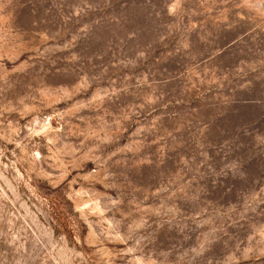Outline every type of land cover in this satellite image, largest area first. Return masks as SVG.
Returning <instances> with one entry per match:
<instances>
[{
	"label": "rangeland",
	"instance_id": "374dc122",
	"mask_svg": "<svg viewBox=\"0 0 264 264\" xmlns=\"http://www.w3.org/2000/svg\"><path fill=\"white\" fill-rule=\"evenodd\" d=\"M0 264H264V0H0Z\"/></svg>",
	"mask_w": 264,
	"mask_h": 264
}]
</instances>
